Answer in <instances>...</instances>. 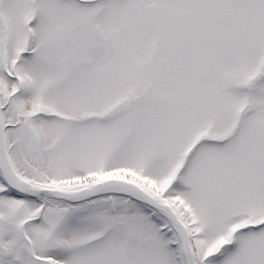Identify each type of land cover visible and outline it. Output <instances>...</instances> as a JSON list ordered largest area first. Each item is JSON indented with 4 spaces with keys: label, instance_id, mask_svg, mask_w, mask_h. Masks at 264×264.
I'll use <instances>...</instances> for the list:
<instances>
[{
    "label": "snow or ice",
    "instance_id": "6c2138e0",
    "mask_svg": "<svg viewBox=\"0 0 264 264\" xmlns=\"http://www.w3.org/2000/svg\"><path fill=\"white\" fill-rule=\"evenodd\" d=\"M0 264H264V0H0Z\"/></svg>",
    "mask_w": 264,
    "mask_h": 264
}]
</instances>
